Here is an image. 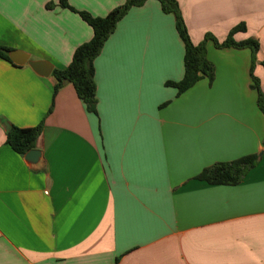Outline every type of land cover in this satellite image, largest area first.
I'll use <instances>...</instances> for the list:
<instances>
[{"label": "crops", "instance_id": "obj_1", "mask_svg": "<svg viewBox=\"0 0 264 264\" xmlns=\"http://www.w3.org/2000/svg\"><path fill=\"white\" fill-rule=\"evenodd\" d=\"M62 1L103 18L129 0H0V48L66 69L93 31ZM177 3L195 45L245 25L233 39L259 50L208 41L214 82L178 95L176 16L149 0L94 61L97 114L72 84L55 93L53 73L0 57V264H264V0ZM40 125L32 166L6 137ZM250 155L237 186L196 179Z\"/></svg>", "mask_w": 264, "mask_h": 264}, {"label": "trees", "instance_id": "obj_2", "mask_svg": "<svg viewBox=\"0 0 264 264\" xmlns=\"http://www.w3.org/2000/svg\"><path fill=\"white\" fill-rule=\"evenodd\" d=\"M149 0H129L124 5L114 9L103 18H94L85 12H76L66 1H62L63 8L70 9L77 13L82 20L87 23L92 31V39L79 46L73 55L70 65L64 70H54L53 76L57 81L55 93L63 87L67 80L76 90V93L85 104L86 110L90 114H97V97L95 83L94 61L103 50L104 45L114 33L118 23L134 7L143 6ZM161 4L165 14L176 16V27L178 34L185 46L183 79L178 82H168L166 86L177 89L178 95H182L193 88L203 79H208L210 84L215 80V68L207 57V42L212 40L217 48H250L253 53L259 50V44L252 40L236 42L233 37L239 32H246L245 25L235 27L223 43H219L211 34L205 40L195 45L188 33L185 21L179 9L177 0H156ZM10 50L0 48V57L10 61ZM258 91V105L264 115V94L261 92L258 83L253 86ZM42 132V125L35 128H18L12 126L6 137V143L18 155L24 157L30 150L35 149L37 139ZM261 155H250L228 163H218L204 169L197 180L207 182L210 185L237 186L247 173L253 169L260 161Z\"/></svg>", "mask_w": 264, "mask_h": 264}, {"label": "water", "instance_id": "obj_3", "mask_svg": "<svg viewBox=\"0 0 264 264\" xmlns=\"http://www.w3.org/2000/svg\"><path fill=\"white\" fill-rule=\"evenodd\" d=\"M8 55L15 65H29L32 70L41 77L47 78L53 73L54 66L48 61L30 60L28 55L18 51L10 52ZM68 83L67 80L64 81V85H67ZM24 158L29 165L38 166L41 162V152L38 150H30Z\"/></svg>", "mask_w": 264, "mask_h": 264}]
</instances>
